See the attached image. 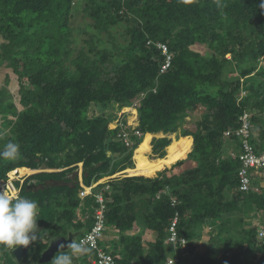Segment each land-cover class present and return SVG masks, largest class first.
I'll list each match as a JSON object with an SVG mask.
<instances>
[{
  "label": "trees",
  "instance_id": "obj_1",
  "mask_svg": "<svg viewBox=\"0 0 264 264\" xmlns=\"http://www.w3.org/2000/svg\"><path fill=\"white\" fill-rule=\"evenodd\" d=\"M77 1L0 0V63L18 78L19 102L24 107L17 112L11 103L4 105L5 94L0 91V130H9L0 139V149L9 139L20 145L16 160H0V179L14 168L62 169L32 174L20 193L37 201L38 228H49L47 242L67 235L69 227L79 236L88 231L98 207L96 193L104 198L106 230L117 235L101 244L109 246L107 250L119 264H163L167 248L175 253L165 243L175 212L180 216L178 233L190 242L188 255L196 251L192 242L200 235L199 228L206 222L220 225L214 235L219 236L244 200H252L264 215V192L238 191L239 163L230 156L238 150L235 130L244 112L250 114V143L257 152L264 151V69L259 81L253 80V68L240 69L237 78L223 82L222 63L218 62V56L225 59L227 55L236 63L244 56L264 61V0H82L80 10L75 7ZM79 15L84 22L75 28L80 36L78 47L74 46L70 18ZM114 28L121 31L124 43L118 42ZM100 34H105L106 40ZM158 42L166 44L172 55L163 73L164 56L155 45ZM200 43L215 46L220 53L204 58L190 49ZM249 78L253 83L248 86ZM136 101H140L136 110L141 135L130 136L134 145L128 149L117 137L121 127L108 129V124L117 118V114L111 115L112 109L119 112ZM197 106L203 112L194 132L184 129L180 133L189 139L186 151L165 165L181 166L190 161L194 163L191 167L186 165L178 175H167L168 169L161 167L152 174L163 168L156 177H112L127 167L114 169L116 162L122 164L136 155L143 135L139 148L150 143L152 133H176ZM228 130L231 134L224 135ZM171 139L172 135L153 138L152 151L160 154L178 142ZM74 143L76 157L68 168L56 166L53 157ZM184 153L186 159L176 162ZM106 178L81 198L83 187ZM31 180L37 185L58 184L32 189L27 187ZM171 197L180 202L176 207L171 206ZM78 209L80 219L75 217ZM55 219L67 227L61 235L51 227ZM140 221L157 234L146 247L139 233H130ZM241 233L230 261L220 252L230 248V241L221 244L217 237L198 255L197 264H264V249L256 243V226ZM47 242L37 243L35 264ZM3 250L0 246V252ZM93 256L89 251L74 264H83Z\"/></svg>",
  "mask_w": 264,
  "mask_h": 264
},
{
  "label": "rangeland",
  "instance_id": "obj_2",
  "mask_svg": "<svg viewBox=\"0 0 264 264\" xmlns=\"http://www.w3.org/2000/svg\"><path fill=\"white\" fill-rule=\"evenodd\" d=\"M97 1H99V0H97ZM82 6H83L82 0H78L75 7H77V9L80 10ZM85 19L88 20L87 18H85ZM81 22H84L81 15L70 18V25L72 28H74V31L72 32L73 37L75 39L74 46H78V47L80 45V40H79L80 36L77 35L78 32H77V30H75V28H77ZM91 32H93V31H91ZM113 32L116 33L114 35L117 36V40H120L118 42L121 44L124 43L122 36H121V31L118 28H114ZM103 33H105V32H103ZM100 38L102 40H106V35L100 34ZM2 42H3V40L0 37V44ZM190 49L195 51V52H198L204 58L211 57L214 52H215V54L220 53L219 49L215 50V46L209 45L208 43L195 44L192 47H190ZM230 58H231V55L225 56V59L228 60V63L226 64L224 62V60H225L224 56H218V62L220 64L222 63V66L220 68V74H221L220 80L221 81L226 82L230 77L237 78L238 76L236 73L239 72L240 69L241 70H246V69L248 70V69H253V68H256L253 72V74H254L252 76L253 80L257 79L256 81H259L261 79L260 78L261 76L259 75V73L264 69V61L263 60L251 59L248 56H244V57H242V60H238V62L236 63L233 61V59H230ZM197 65H199V64H197ZM250 80H252V79H250V78L248 79V81H249L247 83L248 86L250 83H253V81H250ZM1 90L4 91V94H5L3 97V104L4 105H6L7 103H11L13 106L16 107L17 112H21L24 110L23 105L19 102L21 90H20V83H18V78L13 74L11 69H7L6 67H4V65H2V63H0V91ZM241 95H245V92H243ZM112 111L113 112H111V115L113 114V116H115L116 114L118 115V113H119L115 109H112ZM122 111L125 112V110H122ZM129 112L131 113V116L129 115V117H132L133 119H135L134 121L131 122L129 117H128V120L130 122L129 123L130 127L134 128V126H137V124H138V115L134 114L136 111H134V113H133L134 115L132 114V112L130 110H129ZM202 112H203V109L200 106H197V108L195 110L189 112L187 114V116L185 117V120H184L182 127L179 128L176 133L171 134L172 135V139H171L172 142H173V140L178 139V142L183 143L185 141V144H187L189 139L183 138L180 136L181 130L185 129V130H191L194 132V130L196 128V123L199 122V120L201 119ZM125 113H127V112H125ZM108 116L111 117L110 112L108 113ZM127 116H128V113H127ZM7 117L9 119H11L12 121H14V119H15L10 114H8ZM261 118L264 119V113L262 114ZM0 124H1V119H0ZM113 127H114V122H112V121L109 122L108 129H113ZM256 128H257V126H256ZM253 129H254V134H255L254 136H256L257 131L255 130V127H253ZM5 130L7 131V133H9V130L7 128ZM159 136L160 135H158V137ZM153 138H157V137L153 136L152 139L150 140L151 142H152ZM159 138H161V137H159ZM180 138H183L184 141ZM143 140H144V137L142 138L141 142H143ZM141 142H140V144H141ZM167 148H165L163 150V152H161L160 154H157L156 152L152 151V145L149 147V144L142 143L140 148H139V145L136 148L135 154L138 153L139 157H145L146 155H149L148 157L150 159H153V158H157V157L165 154V150ZM149 151H151V152H149ZM76 152H77V147H76V144L74 143L65 152H63L60 155H56L53 157V160L55 161V165L60 167V168H61V165H64V167L68 168V164L70 162H72V160H73V159L71 160V158L76 157L75 156ZM109 155H111V154H109ZM186 157H187V153H184L183 157L176 162H180V161L184 160ZM121 163L122 164H120L119 162H116L114 164V169L123 168L124 166H127V167L132 166L133 165V159L131 157L129 159L123 160V162H121ZM171 164L172 163H169V165H171ZM80 165L81 164H79V166ZM79 166H78V169H79ZM127 167H125V168H127ZM165 168L168 169L167 173H169V172L173 173V171H175V175H176V173H179V171L181 169H184V165H181V166H178V165L174 166L173 165L171 167H165ZM123 170H121V171H123ZM121 171H119V172H121ZM161 171H163V169L160 170L159 172H161ZM65 172H67V171H65ZM68 172H71V171H68ZM119 172L115 173L113 175V178H122V175L119 174ZM154 172H155V170H154ZM73 174H75V172H73ZM73 174H69V177H72ZM156 175H157V173L154 176L150 175V178H151V176L156 177ZM63 178H64V176H63ZM57 184H58L57 182L44 183V185H48V187L54 186ZM54 195L57 196L58 193L54 192ZM244 201H245V203L240 207V210L231 216V222H230V220L228 221V223L226 225V229L221 228L222 230H221V233L219 235L220 237L217 236L218 238H220L221 244H225L226 240L230 241V244H231L230 248L226 247L225 249L221 248V250H220V252H224L225 260L227 259L230 261L232 254L236 252V245L239 244L238 243L239 239L243 237L241 232L243 230H248V229L252 228L253 226H256L262 217V213L259 210L260 208L258 206H256L252 202V200H250L248 198L247 200H244ZM53 206H55V205H53ZM56 212H57V210H56ZM76 212H80L79 209ZM56 216H57V213H56ZM38 218H39V210H38ZM219 226L220 225L214 226L213 223H210V224L206 223L205 226L203 225V227L199 228L197 230V232H199L200 235L196 238L195 241L192 242V246L195 247V250L200 252L201 250L205 251L206 249L211 247V243L210 244H208V243L211 240L213 241L217 238L214 235H215L216 231L219 230ZM38 227H39V225H38ZM51 227H52L53 231H55L56 233L59 232L60 235L62 234L63 228H65V229L67 228L66 226H63L62 223L59 222L58 219L54 220ZM47 231H49V228H47L43 231H42V229L38 228L37 233H40V236L35 237V239L32 243V247L28 253L29 256L27 255L28 258L25 260L24 263H22L23 261L21 263L16 262L14 256L12 255V250L14 248H8V247L3 246L4 250L0 252V264H35V258L37 257V253L35 252L34 249L38 245L37 243L46 244V242L48 240V236H49V235H47ZM105 232H106L105 240H107V239L111 240L113 238H116L114 233L107 232V230ZM68 233H75V232H74L73 228L69 227ZM107 235H109V236H107ZM66 236L67 235H65L64 237H66ZM78 236L79 235H77L74 238L73 242L77 241ZM213 236L215 238H213ZM44 240L46 241L45 243H43ZM49 242L50 241H48L47 244ZM256 243L259 244L258 242H256ZM144 247H146V246L144 245ZM172 255H173L172 249L167 248L165 250V257L172 256ZM216 256L220 257L219 254H217ZM36 264H38V260H37ZM45 264H51V262L45 263Z\"/></svg>",
  "mask_w": 264,
  "mask_h": 264
},
{
  "label": "built area",
  "instance_id": "obj_3",
  "mask_svg": "<svg viewBox=\"0 0 264 264\" xmlns=\"http://www.w3.org/2000/svg\"><path fill=\"white\" fill-rule=\"evenodd\" d=\"M155 45L164 56V63L160 69V73H163L169 68L172 55L169 53L168 46L166 44L158 42ZM154 91L155 90L153 89V92ZM124 114L125 113L122 111L118 113L114 122V127H121L117 137L122 140L123 144L128 149H131L134 142L130 136L139 138L141 132L137 128L138 125L132 128L130 127V122L127 119H125V123L123 122ZM239 120L240 126L235 130V135L239 139V153L232 155L239 163L236 174L237 189L242 193H248L251 191L255 193H262L264 192V151L257 152L249 141L250 130L252 127L249 113L244 112L239 117ZM123 126L129 127L130 129L127 130L123 128ZM230 134L231 131L229 130L224 132V135L226 136H229ZM29 175L30 173L28 172L27 174L21 176L20 170L18 169L8 171L5 177L0 179V189H7L9 192H15L20 195L22 187ZM98 183H93L87 188L83 187V191L80 192L81 198L91 194L92 189L98 185ZM165 191L168 194V187L165 188ZM94 196L98 204V207L93 214L94 223L88 231L77 237L78 242H83L90 249V251L94 253V256L91 259H87L83 264H119L116 258L107 250V246L103 247L101 244L104 241L106 231V207L104 198L101 194L96 193ZM170 203L172 207H176L179 204V201L176 198L171 197ZM179 218V213L175 212L167 227V238L165 243L172 246L175 253H173L172 256L165 257L163 264H183V259L179 253L181 254L182 252H185L189 243L185 237L180 236L178 233ZM256 238L258 243L264 249V221L260 223L256 229Z\"/></svg>",
  "mask_w": 264,
  "mask_h": 264
},
{
  "label": "clouds",
  "instance_id": "obj_4",
  "mask_svg": "<svg viewBox=\"0 0 264 264\" xmlns=\"http://www.w3.org/2000/svg\"><path fill=\"white\" fill-rule=\"evenodd\" d=\"M185 2H189V0H185ZM139 102L140 101H136L135 103H133L131 107H129L130 109L131 108L134 109L136 111V114H137L136 106L139 105ZM123 109L124 108H122L119 112H121ZM127 113L123 115L124 120L125 119L128 120L129 115L131 116V113L129 111ZM113 122H115V120ZM6 135H7L6 130H0V139H3ZM237 146H238L237 147L238 150L235 153L231 152L230 156L239 153V142ZM19 155H20V145L11 139H9L6 143H4L2 149H0V160L14 161L19 157ZM14 169L20 170L21 168H14ZM23 169L28 170L26 168ZM61 170L62 169L48 170L46 168L33 170V171L28 170L30 171L29 172L30 175L28 176V178L32 174L37 172H53V171H61ZM78 174L79 176H81V165L79 166ZM31 184L37 185L34 181L31 180L28 183L27 187H29ZM164 192L167 194L165 190ZM38 209H39V205L37 201H35L34 199H29L15 192H9L7 189L0 191V246H5L8 248H15L17 246L27 247L35 239L37 234ZM263 221L261 222L259 221V223L256 225V229L258 225ZM188 243L190 244L189 241ZM189 244H188V248H189ZM188 248L185 251L186 253L189 250ZM67 249H68L67 251H61L56 256H54V258L51 261V264H74V260L76 258L82 257L90 251V249L83 242H78V241H74L68 244ZM183 254L184 252H182L181 254L179 253L182 259L184 258Z\"/></svg>",
  "mask_w": 264,
  "mask_h": 264
},
{
  "label": "bare ground",
  "instance_id": "obj_5",
  "mask_svg": "<svg viewBox=\"0 0 264 264\" xmlns=\"http://www.w3.org/2000/svg\"><path fill=\"white\" fill-rule=\"evenodd\" d=\"M123 110H125V112H128L130 110L132 112V114L135 111L132 108L131 109L130 108H125ZM134 114H136V112ZM129 119H130V117H129ZM134 120L135 119H133L131 117L130 121L132 122ZM183 143L178 142V143L172 144L170 147H168L165 150V154L163 156H161V157H158V158L150 159L148 157L149 155H146L145 157H139L137 154L134 155L132 157L133 165L127 167L124 171H122L123 173H121V175L122 176H126V177L149 178L150 175H152L154 173V170H157V169L163 167L164 166L163 164L167 160H169V158H171L174 155L181 154L184 151V144ZM28 172H29L28 170H20V175L23 176V175L27 174Z\"/></svg>",
  "mask_w": 264,
  "mask_h": 264
},
{
  "label": "water",
  "instance_id": "obj_6",
  "mask_svg": "<svg viewBox=\"0 0 264 264\" xmlns=\"http://www.w3.org/2000/svg\"><path fill=\"white\" fill-rule=\"evenodd\" d=\"M48 187V185H35L31 184L29 188L38 189ZM78 235V233H68L66 237H56L50 240L48 246L41 252L40 257L38 259V264H45L52 261L54 256H56L61 251H67V245L73 242L74 238ZM33 241L27 246H17L12 250V255L14 256L17 263H21L23 259L28 255Z\"/></svg>",
  "mask_w": 264,
  "mask_h": 264
},
{
  "label": "crops",
  "instance_id": "obj_7",
  "mask_svg": "<svg viewBox=\"0 0 264 264\" xmlns=\"http://www.w3.org/2000/svg\"><path fill=\"white\" fill-rule=\"evenodd\" d=\"M130 120H131V117H130ZM145 134H147V133H145ZM149 134H151V133H149ZM152 135L154 136V137H157V138H159V137H164V136H166V137H168V138H170V136H171V134H167V135H164V134H162L161 132H159V133H152ZM156 135V136H155ZM158 135H160L159 137H158ZM144 136V135H143ZM180 139H182L183 140V138H180ZM175 143H177V142H175ZM175 143H173V144H175ZM151 144V141H150V143H149V147L151 146L150 145ZM184 144V143H183ZM139 145H140V143H139ZM191 150H192V148H191ZM190 150V151H191ZM184 151H186V144H184ZM183 151V152H184ZM150 152V151H149ZM182 152V153H183ZM137 155H138V153H136ZM178 155H180V154H178ZM178 155H174V156H178ZM174 156H172L171 158H169V160H167L163 165V168L165 167V165L174 157ZM158 158V157H157ZM186 159V158H185ZM169 165V164H168ZM167 165V166H168ZM186 165H189L190 167L193 165V163L192 162H187V163H185L184 164V169H181L180 171H179V173L180 172H182L183 170H185L186 169ZM162 168V169H163ZM161 169V170H162ZM20 170H25V169H20ZM160 171V170H159ZM159 171H157V175L156 176H158V174L160 173ZM30 172V171H29ZM121 173H123V172H119V174H121ZM179 173H176L177 175L179 174ZM172 174H175V171H173V173H171V172H169V173H167V175H172ZM113 177V176H112ZM122 177H126V176H122ZM108 178H106V179H104V180H102V181H100L99 183H103V182H106V180H107ZM77 219H80V217H81V212H76V216H75ZM264 220V215H262V217H261V220H260V222L261 221H263ZM206 223H209L210 224V222H206ZM204 226H205V224H204ZM131 234H134V233H139L140 235H141V239H142V246H146V243H149V242H154V240H155V238H156V236H157V234L155 233V232H153V231H149V229L148 228H146L145 226H144V224L140 221V222H138L137 224H135L134 226H133V229H132V231L130 232ZM116 236V238H117V235H115ZM34 241V240H33ZM41 242V241H40ZM46 241L44 240V242L43 243H45ZM108 246V245H107ZM109 247V246H108ZM202 252H204V251H200V252H198L197 250L194 252V254H192V255H188L186 252H184V258H186V263L187 264H197L198 263V261H199V258H198V255L199 254H201ZM187 254V255H186Z\"/></svg>",
  "mask_w": 264,
  "mask_h": 264
},
{
  "label": "snow or ice",
  "instance_id": "obj_8",
  "mask_svg": "<svg viewBox=\"0 0 264 264\" xmlns=\"http://www.w3.org/2000/svg\"><path fill=\"white\" fill-rule=\"evenodd\" d=\"M3 189H0V191H2Z\"/></svg>",
  "mask_w": 264,
  "mask_h": 264
}]
</instances>
